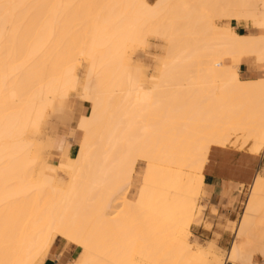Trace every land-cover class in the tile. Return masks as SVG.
Segmentation results:
<instances>
[{"label": "bare ground", "instance_id": "6f19581e", "mask_svg": "<svg viewBox=\"0 0 264 264\" xmlns=\"http://www.w3.org/2000/svg\"><path fill=\"white\" fill-rule=\"evenodd\" d=\"M216 18L251 21L254 31ZM149 29L169 42L156 80L131 69L125 53L144 46ZM78 55L90 60L83 81ZM250 58L264 62V0H0V264H34L54 233L87 251L81 264H156L160 256L256 264V252L264 257L258 173L227 257L210 258L185 238L212 147L264 153V79L240 77ZM80 84L92 108L77 121L76 156L58 163L72 171L69 185L54 189L55 169L40 163L28 132H40L48 108ZM67 106L64 125L76 109L71 98ZM65 136L59 131L51 149L62 153ZM140 159L136 198L125 196L126 212L108 218ZM37 166L42 172L30 174Z\"/></svg>", "mask_w": 264, "mask_h": 264}, {"label": "rangeland", "instance_id": "374dc122", "mask_svg": "<svg viewBox=\"0 0 264 264\" xmlns=\"http://www.w3.org/2000/svg\"><path fill=\"white\" fill-rule=\"evenodd\" d=\"M148 1L151 3H154L156 0H148ZM231 21L232 20H223V19H218V18L215 19V23L217 25L226 26V27H230V28L232 27ZM233 22H235V21H233ZM165 23H166V21H165ZM153 24H155V23H153ZM242 24H243V26H245V29H239L236 26L237 24H235V23L233 25L236 27H232V28L235 29L237 32H239V31H241V32L254 31V29L252 28V22L251 21H249L248 24L247 23H242ZM155 26H159V25H154V27ZM149 30H151V29H149ZM146 31H148V30H146ZM151 31H154V33L156 35L150 31H148V32H150V34L149 35H148V33L146 34L147 43L144 46L143 45L140 46L139 43H137L138 45L135 43V44H133L132 47L127 48L125 53H126V56L130 59L129 61L132 64L130 66V67H132L131 69L138 70V71L142 72L143 75L146 77V79H150V77H154V78H152V80H156L157 76L160 73L161 60L159 59V57H161V55L164 53V51H165L164 46L165 47L168 46L169 42H167L168 40L165 41L166 37H168V36L165 37L163 34L161 35L159 32H156L153 29ZM161 33H164V32H161ZM256 33H259V31H257ZM162 44L164 46H162ZM89 61H90L89 59L78 55V59L76 60V63H77L76 66H77V68H80V70H79L80 81L84 80V75L87 72V68L89 66ZM256 65H258V67H264V62H255L254 59L252 58V64L251 65L247 64V67H250L252 69ZM244 70H245V67L242 66V71H240V77L241 78H244V76H245ZM70 98H71V101L76 106L75 112L73 113L75 116L69 114L70 117H72V123L64 125V124H61V122H62L61 119H64L65 123L68 120L65 121V117H64L65 114L63 115L62 111L67 113V111H68L67 104H68ZM91 103L92 102L89 99L83 97V90H82V86L80 84L78 86V88L70 90V96L69 97L59 98L56 101L55 107H49L48 108V115L45 117L43 126L40 129V132L36 133L35 129L30 130L29 131L30 133L28 132V136L31 137L30 138L31 139L30 140V143H31L30 146L33 150V153L39 156L40 163L44 166H50L53 170L55 169L54 172H55V177H56L55 178L56 183L54 185V189H56V188H58L60 190L66 189V187H68V185H69V181L72 178V171L70 169L64 168L60 165L58 166V163L62 160L63 155L70 156V157L76 156V152L73 154V156L70 154L71 146L73 143H77L78 145H76V148L78 150L80 147V143L82 141V138H83V132L81 130L77 129V126H76L77 121L82 117V115H86V114L90 113L91 108H92ZM61 108H67V109H61ZM57 109H61V111H59ZM56 111H59V112H56ZM57 115L60 118V120L57 117ZM69 115H67V116L69 117ZM67 116H66V118L68 119ZM243 117L245 118V115L241 114L240 119H243ZM253 122H255V121L253 120ZM252 125H254V124L252 123ZM59 131H61L63 134H66V136H65L66 141L64 140V146H63L62 153H60L59 151L57 152V150L54 148L51 149V145L53 144L54 141L57 140V136H58ZM236 147L238 149H235ZM236 147L230 146V147H226V149L230 148L229 150H238V151H242V152H247L248 154H255V153L251 152L249 149H247V147H243V148L241 146H239V147L236 146ZM213 148H221V147L213 146ZM34 149H36V150H34ZM261 155L263 156V162H262V165H261L260 170L258 172V175L264 176V153H261ZM145 167H146V162L144 160H141V159H140V161L138 160V162L135 165V169H136V173H134L135 178H136L135 181L133 183H131V187L128 190H123L119 194V196L117 197V199L114 202L115 205L113 203L112 207L109 209V211L114 212V213H113V215L111 213H109L110 216H108V218L113 219L119 215H123V213L126 212V206L128 204H127L125 196H128L130 199L136 198L137 193H138V189L140 186V179L143 176V172H144ZM32 168H33L32 173H30V174L35 173L36 175H38L42 172V169L40 168V166H37V168L36 167H32ZM29 171H31V170H29ZM30 179H31V177H30ZM33 179L38 180V179H40V176H36ZM253 181H252V183H253ZM251 186H252V184L247 185V186H242V188H243V191H242L243 199H242L241 203L239 204L235 214L232 216V218H224L221 215L219 220L215 221V220H213L212 217H209V218L207 217L208 213L209 214L217 213V209L213 205L210 206V208H208L209 206H208L207 200L209 197H208V194L206 193V189H205L204 183H203L202 193L198 197L199 199H197V202H196L197 203L196 215H195L196 219H194L192 224L186 228V233H185V238H187V240L192 244V246L195 250H199V249L203 250L204 248H205L204 250H209L210 251L209 257L210 258H212L215 255H219V254H221L220 255L221 257H224V256L227 257L228 252L230 251L231 247L233 246V243L235 242L236 230L239 226L242 215L245 211V205H246V202L248 201V197L251 194V189H252ZM125 191H126V193H125ZM198 227L200 228V231H202V230L203 231H214L213 237H208L206 235L200 236L197 233ZM54 234H57V233H54ZM222 234H224L223 240L228 241L227 244H224V242H223V245L219 243V240L222 238ZM53 235H52V237H53ZM57 235H59V234H57ZM60 236H62V235H60ZM62 237H64V236H62ZM57 238L62 239L68 243H70L69 241H71L72 244L73 243L77 244L76 242L70 240L67 237H64V238L68 239L69 241H67L63 238H60V237H55L54 240H56ZM75 244H73V245H75ZM80 252L83 253V250L80 249ZM85 255H87L86 250H85ZM40 256L36 259V261L40 258ZM35 262H34V264H35ZM253 262H255L256 264H264V257L262 256V254L260 252L255 253L254 258H253ZM156 264H168V262L166 261L164 256H160L157 258ZM185 264H201V261H200V259H193V260H188V262H185ZM202 264H212L211 259H205ZM225 264H230V263L226 262Z\"/></svg>", "mask_w": 264, "mask_h": 264}, {"label": "crops", "instance_id": "0c3cea01", "mask_svg": "<svg viewBox=\"0 0 264 264\" xmlns=\"http://www.w3.org/2000/svg\"><path fill=\"white\" fill-rule=\"evenodd\" d=\"M235 20L231 21L232 27H238L239 29H245L243 24H238ZM237 24L234 26L233 24ZM239 33H242L239 31ZM252 64V58L243 59L240 64V71L242 66L244 70V80H260L264 79V67H258L256 65L252 69L247 67V64ZM76 145L73 143L70 149V154L73 156L77 152ZM263 162V156L261 154H248L238 150H229L226 148H213L209 154V160L204 169V187L208 194V208L215 206L217 213L207 214V217H212L213 220H219L222 215L224 218H232L235 214L239 204L243 199V188L252 184L254 177L259 172ZM197 233L200 236L213 237L214 231H200L198 227ZM55 237L63 238L67 241L68 239L54 234L50 244L35 262V264H81L85 258V249L79 245H73L62 240L56 239ZM224 239V234L219 240V243L223 245L227 244V240ZM54 240V241H53ZM83 250V253L80 252ZM84 254V255H83ZM81 256V257H80ZM84 257V258H83ZM79 260V261H78ZM78 261V262H77Z\"/></svg>", "mask_w": 264, "mask_h": 264}]
</instances>
